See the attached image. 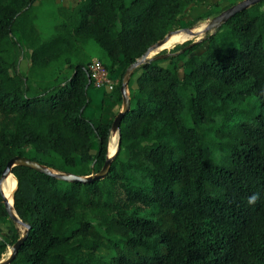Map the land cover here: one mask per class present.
I'll use <instances>...</instances> for the list:
<instances>
[{
  "label": "trees",
  "instance_id": "obj_1",
  "mask_svg": "<svg viewBox=\"0 0 264 264\" xmlns=\"http://www.w3.org/2000/svg\"><path fill=\"white\" fill-rule=\"evenodd\" d=\"M201 1L80 0L59 7L62 20L41 37L34 0H0V172L15 154L62 171H97L111 120L84 115L87 62L102 61L115 79L108 92L120 101L126 65ZM262 5L221 22L200 52L190 54L196 44L182 52L181 76L172 53L133 69L119 146L103 177L66 181L12 166V206L28 227L7 264H264ZM88 41L103 54L72 61L68 54ZM47 67L55 69L47 80H29ZM6 217L0 196V223ZM9 221L0 227V255L20 234ZM102 243L112 247L107 261L95 255Z\"/></svg>",
  "mask_w": 264,
  "mask_h": 264
},
{
  "label": "rangeland",
  "instance_id": "obj_2",
  "mask_svg": "<svg viewBox=\"0 0 264 264\" xmlns=\"http://www.w3.org/2000/svg\"><path fill=\"white\" fill-rule=\"evenodd\" d=\"M38 1L39 0H35L34 5H33V9H34V16L32 18L33 19L32 20L33 29L36 32L40 33L39 35L41 37H46L49 34H51L52 32H54V26H56L57 24L51 25V22H55L56 17L50 15V12L45 7L43 9H41L37 4ZM235 1H237V0H202L201 2H198L196 4H190V5L186 6L182 10V13L178 19V25L176 27H172L170 29L179 28L180 31L178 30V32L182 33V34H188L187 32H185V33L183 32V31H185L182 29L183 27H188L191 30H194V31L199 30V31L196 32L194 35L189 34L191 37L188 38V40L185 39L184 41L176 43L169 48L155 49L153 52H151V54L156 53V52L157 53L158 52L159 53L169 52L170 54L172 53L173 55H175V58L173 59L174 63H176L175 70L181 76L183 73V68L181 66L182 52L187 51L190 47H192L193 44H196V46L193 47L192 50H190V54L200 52L206 45V42L202 41L203 36H205V35H207L210 32L215 30V28H204L206 22L209 20V18L212 15L216 14L219 10L223 9L224 7H226L227 5H229ZM262 6H264V5H262ZM14 34L16 35L18 40L20 41L21 46L24 47L25 45L22 42V40L20 39V35L18 34V32H15ZM197 38H199V39L196 42H193L190 45H187L189 42H191L192 40L197 39ZM85 52H91L92 54L94 52L95 55L97 54L100 56L103 54L100 47L95 45L93 42L88 41V42L82 43V45H79V47L75 51L69 53L68 56L70 57V59L72 61H76L79 59L81 54L82 53L84 54ZM83 58L84 57H82V59ZM25 61L26 60L24 57H21L18 61V67L22 71H26L27 65H24ZM60 61L61 60H59V62ZM173 61L167 63V61L165 60V61H161V64H166L169 67H172ZM59 62L54 63V66L56 67ZM65 71H67V70L65 69ZM52 73H55V69H53L51 67H47L43 70L42 69L35 70V71L28 73V74H30L29 80H31V82H34V81L43 82V81L47 80ZM131 85L134 86L133 83H131ZM91 87H93V86L90 85L88 88H91ZM93 88H97V87H93ZM100 90H103V88L100 87ZM127 90H128V96H129L128 85H127ZM104 95H105L104 97L110 103L112 102V104H113V108H109L113 111L112 115L110 116L112 118L114 116V114L116 113V111L118 110V107L120 105V101H117L112 96H110V92H104ZM104 110H105V108H104ZM102 113H104V111ZM96 114L98 115L99 113H96ZM84 115L88 116V114L85 112V109H84ZM91 117H93V116H91ZM106 118H103V119H106ZM109 133H111V132H109ZM107 153H108V150H107ZM125 156H126V152L123 149L120 150L118 157L124 158ZM7 218L10 220L9 217H6L0 223V227L3 231L6 229V227L8 225H10V221ZM13 225L16 227V229L19 232L22 231V226L20 224L13 222ZM9 250H10V246H7L5 248V250L1 253L0 260L4 259L7 256ZM112 253H113L112 247L109 245H106L104 243H102L98 248L95 249V255L104 261H107L110 258Z\"/></svg>",
  "mask_w": 264,
  "mask_h": 264
},
{
  "label": "water",
  "instance_id": "obj_3",
  "mask_svg": "<svg viewBox=\"0 0 264 264\" xmlns=\"http://www.w3.org/2000/svg\"><path fill=\"white\" fill-rule=\"evenodd\" d=\"M258 1L259 0H237V1L227 5L223 9L219 10L216 14L212 15L209 18V20L206 22L204 28H215L221 22H224L227 18L232 16L234 13H236L242 9L247 8L248 6L254 4ZM182 29L185 30V32H187L190 35H194L196 32L199 31V30H196V31L191 30L188 27H183ZM178 30H180V29L179 28L168 29L160 39L149 44L146 47V49L138 57H136L132 62L127 64L126 67L124 68L123 72L121 73L120 83H119V87H118L119 92H120V105L118 107V110L116 111V113L112 117L111 122H110V126H109V132H116V146H115L114 151L110 154L107 153V148H106L104 160H103L100 168L97 171L91 172L88 174H78V173L69 172V171H62V170H58V169H55L53 167L47 166L43 163H40L34 159H31L27 156L20 155V154H15L5 161V163L1 169V172H0V196L2 198L3 206H4V209L7 213V216L11 220H13V222L20 224L22 226V231L20 232V234L16 238V240L10 245V250H9L7 256L4 259L0 260V264H7L12 259L13 255L16 251V248L19 245V243L21 242V240L24 238V236L26 234L27 227H28L27 223L22 222L20 220V218L18 217V215L16 214V212L12 206L13 191L15 188L13 189L12 194H11V202H9L5 193L3 192V189L1 186V183L4 180V177L6 175H8V173L12 174V172H11L12 166H14L16 164L25 165V166L33 168L37 171L47 173L53 177H56V178H59L62 180H66V181L87 182V181H90L92 179H97V178L103 177L104 174L106 173L107 169H108L109 162H110L111 158L113 157L114 153L116 152V150L119 146V129H118L119 122H120L121 117L123 116V114L126 112V110L129 107V96H128V90H127V82H128L129 76L131 75L133 69L139 63L143 62L145 59H147V58H162V57L166 56L169 52H164V53H159V52L157 53L156 52V53H152V54H151V52H153L164 41H166L171 33L178 31ZM198 39L199 38L192 40L187 45H190L191 43L196 42ZM109 134H108V138H109ZM108 138H107V142H108ZM106 147H107V144H106Z\"/></svg>",
  "mask_w": 264,
  "mask_h": 264
},
{
  "label": "crops",
  "instance_id": "obj_4",
  "mask_svg": "<svg viewBox=\"0 0 264 264\" xmlns=\"http://www.w3.org/2000/svg\"><path fill=\"white\" fill-rule=\"evenodd\" d=\"M79 1L80 0H39L37 4L41 9L45 7L50 12V15L56 17V21L51 22V25H55V24H58L62 20V16H61V13L58 12V8L63 7V8L70 9L74 7ZM24 65H27V61H25ZM90 85L91 84H89L88 87ZM88 87H87V94L89 97V102L85 107V112L88 114V116H98L100 120L104 122L111 120L112 118L110 116L112 115L113 111L109 108H113V104L112 102L110 103L104 97L105 96L104 92L106 91L100 90V87H97V88H93L94 86L91 88H88ZM104 108L106 111L104 110ZM103 111L105 114L102 113ZM96 113H99V114L97 115ZM103 118H106V119H103Z\"/></svg>",
  "mask_w": 264,
  "mask_h": 264
},
{
  "label": "bare ground",
  "instance_id": "obj_5",
  "mask_svg": "<svg viewBox=\"0 0 264 264\" xmlns=\"http://www.w3.org/2000/svg\"><path fill=\"white\" fill-rule=\"evenodd\" d=\"M183 32L185 33V31H183ZM190 37L191 36L189 34H182V33H179L178 31H175V32L171 33L170 36L167 38V40L164 41L160 45V47H157V49L169 48L176 43L184 41L185 39L188 40V38H190ZM115 146H116V132H111L109 134L108 144H107L108 154H110L114 151ZM1 186H2L3 192L5 193L8 201L11 202V194H12L13 189L16 186L15 176L13 174L8 173V175H6L4 177V180L1 183Z\"/></svg>",
  "mask_w": 264,
  "mask_h": 264
},
{
  "label": "built area",
  "instance_id": "obj_6",
  "mask_svg": "<svg viewBox=\"0 0 264 264\" xmlns=\"http://www.w3.org/2000/svg\"><path fill=\"white\" fill-rule=\"evenodd\" d=\"M86 69L92 86L102 87L106 92L113 88L115 79L109 76L107 68L100 59L97 57L90 58L86 64Z\"/></svg>",
  "mask_w": 264,
  "mask_h": 264
},
{
  "label": "clouds",
  "instance_id": "obj_7",
  "mask_svg": "<svg viewBox=\"0 0 264 264\" xmlns=\"http://www.w3.org/2000/svg\"><path fill=\"white\" fill-rule=\"evenodd\" d=\"M257 199H258V195H257V194H254L253 196L249 197L248 202H249L250 204H252V203H255V201H256Z\"/></svg>",
  "mask_w": 264,
  "mask_h": 264
}]
</instances>
